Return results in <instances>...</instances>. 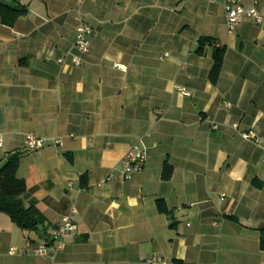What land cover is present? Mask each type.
I'll return each mask as SVG.
<instances>
[{"label": "crops", "instance_id": "0c3cea01", "mask_svg": "<svg viewBox=\"0 0 264 264\" xmlns=\"http://www.w3.org/2000/svg\"><path fill=\"white\" fill-rule=\"evenodd\" d=\"M4 1L27 12L0 23V165L20 152L16 176L45 224L25 232L0 212V264H264V25L229 29L224 0ZM242 4L264 16V0ZM200 38L225 46L215 84ZM26 134L46 144L26 151ZM136 143L147 157L125 180ZM72 209L77 228L54 251L46 227ZM38 244L47 256L20 253Z\"/></svg>", "mask_w": 264, "mask_h": 264}, {"label": "trees", "instance_id": "16d2710c", "mask_svg": "<svg viewBox=\"0 0 264 264\" xmlns=\"http://www.w3.org/2000/svg\"><path fill=\"white\" fill-rule=\"evenodd\" d=\"M27 9L19 3L9 4L0 0V23L11 27L15 21L25 15ZM208 38H200L195 52L198 55L204 53L206 45H213ZM225 46H213L211 52V67L208 79L212 84L218 80L224 58ZM20 152H12L6 155L0 165V212L6 214L12 223L25 232H34L41 235L44 229L45 218L38 210L36 202L28 195L25 182L16 176ZM171 176V167L163 165L162 178L168 180ZM159 212L170 219L172 214L167 210L162 200L157 202ZM173 223H170V227ZM259 248L264 251V229L259 231Z\"/></svg>", "mask_w": 264, "mask_h": 264}, {"label": "built area", "instance_id": "2783aa9c", "mask_svg": "<svg viewBox=\"0 0 264 264\" xmlns=\"http://www.w3.org/2000/svg\"><path fill=\"white\" fill-rule=\"evenodd\" d=\"M213 1V0H207ZM224 13L228 28L232 29L237 23H239L243 18H249L253 20L258 25H264V16L261 15L254 5L245 6L242 4V0H224L223 4ZM91 27L86 23H81L77 26L75 31V40L74 46L77 51L84 53L88 50L89 47V38L91 34ZM213 46L217 44L213 43ZM61 60V59H60ZM71 62L74 65L80 64V58L77 56H72ZM264 64V62H263ZM181 94L189 95V92L184 88H178ZM229 106L228 103L225 104ZM244 139H252L255 137V134L251 131L243 132L241 134ZM55 144H59V140L54 141ZM25 150L34 151L42 148L46 144V139L39 137L34 134H26L25 140ZM147 153L146 150L139 145V143L131 146L122 157L120 164L118 166L119 170L122 173V176L125 180H130L131 177L139 172L146 160ZM112 177L111 174H108L103 180L98 182L96 185L100 186L103 182L110 180ZM70 186V184H69ZM85 190L81 188L80 191ZM74 209L71 210L70 214L65 216L61 223L59 224H49L46 227V234L48 240L52 243L54 251H57L61 248L62 239L70 232L76 230L77 225L75 221ZM48 245L38 244L35 246H30L20 251L24 255H35V256H47L48 255ZM16 252L15 248H10L9 253L14 254ZM145 264H165L164 260L160 256H152L144 260Z\"/></svg>", "mask_w": 264, "mask_h": 264}]
</instances>
